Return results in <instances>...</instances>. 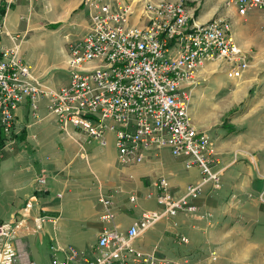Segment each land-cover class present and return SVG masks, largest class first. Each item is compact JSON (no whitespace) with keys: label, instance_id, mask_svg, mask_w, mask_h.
I'll return each instance as SVG.
<instances>
[{"label":"crops","instance_id":"crops-1","mask_svg":"<svg viewBox=\"0 0 264 264\" xmlns=\"http://www.w3.org/2000/svg\"><path fill=\"white\" fill-rule=\"evenodd\" d=\"M82 1L0 0L4 7L0 51L16 44L18 54L41 82L52 89L66 84L67 44L79 40L88 27ZM238 22L250 35L242 38L238 25L234 37L243 50L253 52L244 81L264 83V10H252ZM211 83H218V77L196 76L189 113L213 142V170L220 174V187L206 184L190 201L195 211L162 216L130 244L156 257L189 256L193 264H264V89L241 117L224 125L222 120L231 110L227 104L234 102L214 100L204 86ZM103 140L104 144L71 125L61 128L44 98L35 116L27 100L16 108L10 138L0 131V223L21 219L34 228V216L55 217L39 230L17 235L16 248L36 264H50L53 255L64 259L62 249L68 245L82 252L73 264L94 260L100 252L98 236L105 228L125 234L144 212L160 210L154 180L165 177L174 197L200 180L197 167H185L184 159L167 148L149 152L140 163L124 165L118 160L113 133L104 134ZM42 170L45 183L37 186L36 175ZM101 196L110 199V220L102 218ZM27 202L28 210L24 209ZM180 236L188 242H180ZM212 251L215 260L208 258Z\"/></svg>","mask_w":264,"mask_h":264},{"label":"built area","instance_id":"built-area-1","mask_svg":"<svg viewBox=\"0 0 264 264\" xmlns=\"http://www.w3.org/2000/svg\"><path fill=\"white\" fill-rule=\"evenodd\" d=\"M238 16L264 10V0H226ZM88 27L83 36L67 44L68 82L52 89L41 82L18 54L17 45L0 51V131L10 138L15 129V110L28 101L33 116L39 101L61 128L71 125L86 136L100 139L114 135L120 163H140L149 152L167 148L184 159L185 167H197L200 180L174 197L168 180L152 182L160 210L146 211L126 233L105 228L97 239L99 254L84 264H193L189 256L156 257L135 250L130 242L164 215L179 210L195 211L190 203L206 184L220 187V174L213 170V142L199 130L189 113L191 86L198 67L205 61L223 60L228 75L240 78L249 67V53L237 43L229 20L200 22L194 10L172 0H83ZM138 18V22L131 21ZM143 21V23H140ZM3 146L0 145V149ZM44 170L36 175L37 186L45 183ZM60 195V194H59ZM134 200V197H131ZM102 218L110 220V199L100 197ZM27 202L24 209L28 210ZM210 216L209 213L206 214ZM55 221L46 214L34 216V228L19 219L0 223V264H36L18 250L19 232L39 230ZM187 243L184 236L178 238ZM54 249V247H52ZM65 258L54 255L50 264H73L81 253L73 246L63 249ZM215 254V252H212ZM215 258V256H212Z\"/></svg>","mask_w":264,"mask_h":264},{"label":"rangeland","instance_id":"rangeland-1","mask_svg":"<svg viewBox=\"0 0 264 264\" xmlns=\"http://www.w3.org/2000/svg\"><path fill=\"white\" fill-rule=\"evenodd\" d=\"M128 1L134 2L135 0H128ZM172 1H182L184 4H186L188 8L193 9L194 19L200 22H206L220 18L223 20H229L232 24V30L234 33H235V28L239 25L238 20L240 21L245 19V16L244 17L238 16L235 9L227 5L226 0H172ZM238 28L242 38L244 36L247 37L248 35H250L247 34V32H244V30L247 29L245 27V24H243L242 22L238 26ZM244 40H247V38H244ZM247 42H249V40ZM248 52L250 55L251 54L253 55L252 49L248 50ZM252 60L253 58L252 56H250L249 65ZM222 65H224V69L222 68ZM228 68L229 65L226 61L216 59V60L203 62L201 66L198 67V70L196 72V76L204 74L211 77L212 79L214 77H218V83L204 84L206 92H209V95H212V97L214 96L213 98L214 100L223 99L222 100L224 101L223 103L226 104L234 102L233 104L230 105L227 104V106L231 108V110L227 111V113L225 114L226 117L224 116L222 120L224 125L229 124V122H231L233 119H237L238 117H241L244 110L247 109L249 105H251L250 103L255 101L258 94L262 92L264 89V83H262L258 79H257L258 81L255 80L253 83L250 82L248 83L244 81L245 80L244 76L237 78L235 82L233 81L230 82L229 79L227 78ZM247 70L248 68L246 69V71ZM191 100H192V96L190 102ZM234 248L236 249L238 248L237 243L234 244ZM212 252H210L208 258L211 260H215L217 258V254L216 252L215 254H212ZM212 256H215V258H213Z\"/></svg>","mask_w":264,"mask_h":264},{"label":"trees","instance_id":"trees-1","mask_svg":"<svg viewBox=\"0 0 264 264\" xmlns=\"http://www.w3.org/2000/svg\"><path fill=\"white\" fill-rule=\"evenodd\" d=\"M4 11V7L0 5V13Z\"/></svg>","mask_w":264,"mask_h":264}]
</instances>
